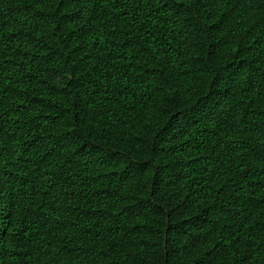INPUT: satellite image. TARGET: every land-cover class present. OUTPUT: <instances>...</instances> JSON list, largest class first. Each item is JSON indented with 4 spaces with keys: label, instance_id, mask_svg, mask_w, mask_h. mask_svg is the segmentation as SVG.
<instances>
[{
    "label": "trees",
    "instance_id": "obj_1",
    "mask_svg": "<svg viewBox=\"0 0 264 264\" xmlns=\"http://www.w3.org/2000/svg\"><path fill=\"white\" fill-rule=\"evenodd\" d=\"M0 264H264V0H0Z\"/></svg>",
    "mask_w": 264,
    "mask_h": 264
}]
</instances>
